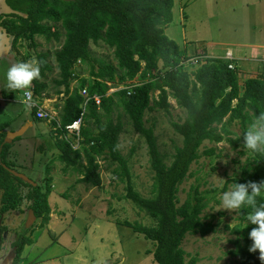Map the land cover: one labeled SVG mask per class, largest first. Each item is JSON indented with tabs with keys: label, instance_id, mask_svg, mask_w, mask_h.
Returning <instances> with one entry per match:
<instances>
[{
	"label": "trees",
	"instance_id": "obj_1",
	"mask_svg": "<svg viewBox=\"0 0 264 264\" xmlns=\"http://www.w3.org/2000/svg\"><path fill=\"white\" fill-rule=\"evenodd\" d=\"M4 4L9 12L0 14V28L10 40V49L20 41L33 43L35 38L54 43L63 39L60 49L54 53L58 71V79L53 81L54 95L64 97L58 132L65 134L67 127L81 119L78 132L81 149L73 150L69 140L59 139L54 145L60 151L57 160L75 165L83 156L85 165L79 171L82 175L80 183L92 187L100 186L95 162L98 156L117 162L122 174L127 176L126 160L117 149L122 123L119 116L115 123L110 118L113 110L120 109L134 133L144 139L153 172L150 198L141 197L130 184L126 198L154 225L144 227L126 223L125 226L154 244L152 258L155 264H196L195 258L185 260L182 242L186 235L205 237L215 231V226L201 218L207 204L196 189L178 206V187L187 178L190 166L199 159V148L203 143L218 145L225 140L237 148L238 140L229 137L232 133L227 124L239 121L243 133L256 116L264 113V79H247L240 87L237 70L228 69L229 63L223 59H206L191 73L183 71L180 62L186 58L178 45L165 35L172 23L173 0H4ZM99 43L111 51L115 65L90 56L89 44ZM47 59L46 53L36 56L41 82L32 81L30 87L35 97L47 91L43 80L46 73L52 71ZM76 63L88 65L89 73L79 79L71 91ZM135 80L139 83L128 84ZM83 89L90 98L85 105V99L80 95ZM111 89L116 90L108 94ZM155 92L157 98L152 99ZM93 96L99 98V105ZM169 98L185 111L186 118L181 124H171L181 138V146L175 148L173 160L166 166L153 130L145 127L143 118L146 111L168 113ZM37 110L36 107L31 109L34 119ZM7 126L8 123L0 125V146L5 138L1 131ZM90 126L97 133H93ZM10 148L9 144L0 148V246L4 215L32 210L36 221L44 225L50 212L47 199L51 178L46 176L50 173L51 163L46 165L45 176L40 181L34 182L35 185L28 184L9 172L19 173L7 160ZM36 152L45 156V145L39 144ZM213 152L209 149L205 155L211 156ZM262 180L264 155H252L247 159L241 178L233 179L231 183H259ZM258 201L264 202V194ZM237 211L243 221L242 214L250 209ZM33 226L12 243L11 264H18L24 246L30 244L27 236ZM252 227L249 225L238 231L240 236L234 241L237 264H264L258 252L248 251L251 245L248 233Z\"/></svg>",
	"mask_w": 264,
	"mask_h": 264
},
{
	"label": "rangeland",
	"instance_id": "obj_2",
	"mask_svg": "<svg viewBox=\"0 0 264 264\" xmlns=\"http://www.w3.org/2000/svg\"><path fill=\"white\" fill-rule=\"evenodd\" d=\"M255 1L257 0H173V20L172 24L168 26L169 29H166L165 35L180 48H183L182 55L186 59L192 58L191 41L196 36L202 40V47L213 56L223 55L228 45L238 42L235 39L243 36L259 38L262 35L264 0L258 4H255ZM182 17L185 18L184 21H182ZM233 27L237 31H234ZM193 32L196 33V36H193ZM62 40L60 43H54L46 42L42 38H35L33 43L20 41L13 49L11 48L17 62L36 61L38 54H48L47 63L51 66L52 71L46 73L45 80H43L47 91L40 97H35V99L32 97V100L37 101L40 105L38 107L43 111L46 110L45 114L48 115V118L42 120V122H46V127L42 128L41 126L37 129L44 133V141H37V143L44 144L49 153H46L45 156L40 154L36 156L42 162L51 163L50 173L46 177L52 179L53 176L59 180L69 178L71 181L69 184L66 182L63 186L59 182L55 188H53L55 186L53 182L49 185L50 191L55 195L50 200L49 209L53 210L55 216L65 217V223L59 228V233L55 237L57 244L55 245L53 242L54 235L46 232V229L41 227L40 221H38L39 225L34 222V227L42 229L37 228L36 242L32 247L27 246L26 252L22 254L21 262L33 264L32 262L36 258L46 259L52 255L63 256L79 244L78 251L80 254H84L87 260L86 264H155L152 258L154 244L132 231L130 227L125 226L126 223L144 227L154 225L144 212L126 198L129 184L133 191L141 197L150 198L153 183V172L150 169L147 146L144 139L134 133L127 116L120 109L113 110L110 114L114 123L117 122L118 116L122 123L117 149L121 157L126 160L127 176L122 174V169L117 162L112 161L109 157L98 156L95 157V162L98 165L97 173L100 177V186L92 187L80 183L82 175L79 171L85 165L83 156L75 165H66L57 160L60 155V151L54 146L57 140L67 139L73 150L80 148L78 145L79 128L76 130L66 128L65 134L58 132L59 111L63 105L64 97L54 95L53 81L58 79L54 53L60 49ZM185 41L187 44L183 46ZM209 43L212 44L211 47H208ZM217 43H222L224 46H216ZM88 50L92 58L115 65L111 51L102 43L89 44ZM234 66L238 72L244 65L235 62ZM181 67L183 71L191 73L199 66L191 68V64H187ZM88 73V65L76 63L70 82L71 91L76 88L78 80L87 77ZM261 77L264 79V75ZM35 80L41 82L39 78ZM138 83L135 80L128 84ZM115 90L111 89L108 94ZM22 91L17 96L20 101ZM29 91L32 93L31 87ZM157 95L158 93H153L152 99H156ZM168 103L171 106L168 113L161 110L146 111L143 118L145 127L153 130L158 151L166 166L171 164L175 148L181 146V138L174 132L171 124H181L186 118L185 111L178 108L172 98L168 99ZM44 105L45 107L42 108ZM17 108L22 111L29 109L27 105ZM100 112L102 113V111ZM227 126L232 133L229 137L238 140L237 148L234 149L225 140L218 145L203 143L199 148V159L190 166L187 178L178 187V206L184 203L193 189H196L198 195L203 197L207 204L201 218L215 226V231L205 237L185 236L181 245L186 255L185 260L189 261L195 258L196 264H237L238 262V257L234 254L236 248L234 241L240 236L238 231L245 225L240 220L237 210L231 212L219 205L221 194L229 190L233 179L241 178L247 159L252 155L242 147L240 122L233 121ZM90 128L93 133H97L92 126ZM80 149L79 151H81ZM209 149L214 151L211 156L205 155ZM36 166L38 168L37 163H35V168ZM23 173L26 174V172ZM42 174L44 175V173ZM230 174H235L236 177H231ZM60 197L65 200L59 199ZM57 219L59 218L57 217ZM20 222H22L21 218L14 217V214L7 216L2 222L3 246L10 229L17 235L27 230L25 227L27 222L21 225ZM39 236L40 239H38ZM52 245L54 246L50 248ZM52 264L73 263L64 259Z\"/></svg>",
	"mask_w": 264,
	"mask_h": 264
},
{
	"label": "crops",
	"instance_id": "obj_3",
	"mask_svg": "<svg viewBox=\"0 0 264 264\" xmlns=\"http://www.w3.org/2000/svg\"><path fill=\"white\" fill-rule=\"evenodd\" d=\"M261 3V0L255 1V4ZM174 6V3H173ZM9 12L8 8L4 4V0H0V14H7ZM173 13V9H172ZM185 18L182 17V21H184ZM264 20V16L262 17ZM173 20V18H172ZM172 24V23H171ZM170 24V25H171ZM169 25V26H170ZM169 28H167L168 30ZM234 31H237L236 28L233 27ZM166 31V30H165ZM196 36V33L193 32ZM185 35V33H184ZM247 37V36H246ZM245 36L240 37L239 39H235L238 42H234L230 45H228V48L224 51L223 55H214L209 53L207 49H204L201 45L202 40L198 39L197 36L194 40L191 41V57H199L204 59H223L225 52L230 50L233 55V64L235 65V62L239 65L243 64V68L241 66L240 71L237 72V78H238V84L240 87L243 86V82L247 79L251 78H258L264 75V72L260 68V61L264 59V27H263V33L259 36V38H246ZM196 41V42H195ZM187 44L186 41L184 42L183 46ZM212 44L209 43L208 47H211ZM222 43H217L216 46H221ZM224 46V45H222ZM179 47V46H178ZM180 51H184L183 48L179 47ZM194 55V56H193ZM17 60L14 56V54L11 52L10 49V40L5 36L3 30L0 28V92L2 93V98L4 101V105H0V125L3 123H8V126L3 129L1 132L5 133H20L21 135L17 138H15L11 144V148L9 149L7 160L11 163H13L18 170L20 174H23L26 176L31 182H38L42 179L46 165L48 164L47 161L42 162L40 159L37 158V154L44 155L41 153H37L36 149L39 146L37 141H44V133L37 131L38 128L42 126V128L46 127V122H42V119H34L33 115L31 114V109L27 108V110L22 111L18 110L17 107L21 105H26L24 103V97H23V91L18 90L16 92H9V90L4 87L5 81H4V72L8 66H10L13 63H16ZM236 68V67H235ZM237 70V69H236ZM22 91V99L21 101L17 99V96L20 95ZM33 94V93H32ZM34 99L35 96L33 95ZM34 103H37L40 107L39 103L34 100ZM42 106V108H44ZM45 110V109H44ZM46 111V110H45ZM48 154L49 151H46ZM45 153V154H46ZM47 162V163H46ZM35 163H37L38 168ZM50 167V164H49ZM26 172L24 174L23 172ZM28 173V174H27ZM68 177V176H67ZM51 182L55 185L53 188L56 187V185L61 182L62 186L66 184H69L71 181L69 178L64 180H59L57 178H54L52 176ZM73 182V181H72ZM61 186V187H62ZM60 187V186H59ZM58 189V187H57ZM55 195L53 192H50L49 197L47 199L48 207L50 205V200L53 199ZM59 199H64L63 197H60ZM65 200V199H64ZM59 202H61L59 200ZM49 219L48 222L41 227L46 229V232H49L50 235H54V243L55 245L57 242H55V237L59 233V228L63 226L65 223V217L64 216H55L53 210L49 209ZM27 210H24L23 212H11L2 217V221L6 219L7 216H11V214H14V217L21 218L20 225L26 222L27 218ZM57 217L59 219H57ZM36 224L39 225L38 221H34ZM34 224V223H33ZM41 225V223H40ZM33 226V225H32ZM35 226V225H34ZM30 234L27 236V238L30 241L29 245L24 246L23 251L21 253L19 264H24L21 262L22 254L25 253L27 246H34L36 239V230L37 228L41 227H34ZM41 228V229H42ZM56 230V231H55ZM20 235V234H19ZM16 233L10 229L8 231V237L6 238L5 245L3 246L1 244L0 246V264H11L13 259V252L14 249L11 247L12 243H14L18 236ZM40 239V236L38 237ZM3 240V237H2ZM78 246L74 248L73 250H70L68 253L63 254V256H49L46 259H38L36 258L32 263L33 264H52L56 261L61 262L62 260L72 261L73 264H86V258L84 254H80L79 244ZM54 245L50 246L52 248ZM79 253V254H78Z\"/></svg>",
	"mask_w": 264,
	"mask_h": 264
},
{
	"label": "clouds",
	"instance_id": "obj_4",
	"mask_svg": "<svg viewBox=\"0 0 264 264\" xmlns=\"http://www.w3.org/2000/svg\"><path fill=\"white\" fill-rule=\"evenodd\" d=\"M40 65L35 60L16 62L8 66L4 72V87L9 92L23 90L24 103L29 104L27 98L31 97L29 91L32 81L39 78ZM2 89V88H0ZM242 147L252 155H264V113L256 116L242 133ZM227 163V161H225ZM239 168L237 169V172ZM231 177L235 174H230ZM264 194V180L247 183H231L229 190L221 194L220 205L225 210L234 212L244 208L250 209L246 214H242L244 229L252 225L248 233L251 245L248 249L250 253H259V259L264 262V202H259L258 198Z\"/></svg>",
	"mask_w": 264,
	"mask_h": 264
},
{
	"label": "built area",
	"instance_id": "obj_5",
	"mask_svg": "<svg viewBox=\"0 0 264 264\" xmlns=\"http://www.w3.org/2000/svg\"><path fill=\"white\" fill-rule=\"evenodd\" d=\"M224 60L227 61L229 63L228 65V69L230 70H236L234 64H233V55H232V52L230 50L226 51L225 52V55H224ZM204 63V59L202 58H199V57H193V58H190V59H186V60H181L180 62V66H185L187 64H191V68H193V66L195 67H198L200 66L201 64ZM260 68L261 70L264 72V59H262L260 61ZM80 95L85 99V103L84 105L86 104V102L88 100H90V98H88L87 96V93H86V90L83 89L80 93ZM24 97V95H23ZM32 97H33V94L31 93V97L27 98L29 100V104H27V106L32 109L34 107H36L38 110L35 114L36 118L37 119H42V120H45L46 118H48V115L45 114V111H43L41 108L38 107V105L36 103H34V101L32 100ZM25 97H24V101H25ZM92 99L95 101L96 105H99V98L97 96H93ZM81 124V119L77 120V122H74L71 126L67 127V129H78L79 126ZM19 264V263H18Z\"/></svg>",
	"mask_w": 264,
	"mask_h": 264
},
{
	"label": "water",
	"instance_id": "obj_6",
	"mask_svg": "<svg viewBox=\"0 0 264 264\" xmlns=\"http://www.w3.org/2000/svg\"><path fill=\"white\" fill-rule=\"evenodd\" d=\"M5 103H4V101H3V98H2V93L0 92V105H4ZM21 134L18 132V133H7L6 135H5V138H4V140H3V142H2V144H1V146H0V148L3 146V145H5V144H11L12 143V141L15 139V138H17V137H19ZM9 172L13 175V176H15V177H17V178H19L20 180H22V181H24V182H26V183H28V184H31V185H35L33 182H31L26 176H24L23 174H20V173H16L15 171H12V170H9ZM34 221H35V216H34V214H33V211L32 210H28V213H27V218H26V229H29L32 225H33V223H34Z\"/></svg>",
	"mask_w": 264,
	"mask_h": 264
}]
</instances>
